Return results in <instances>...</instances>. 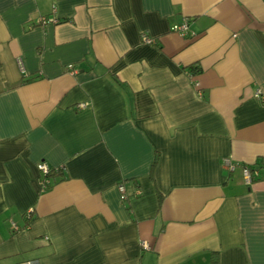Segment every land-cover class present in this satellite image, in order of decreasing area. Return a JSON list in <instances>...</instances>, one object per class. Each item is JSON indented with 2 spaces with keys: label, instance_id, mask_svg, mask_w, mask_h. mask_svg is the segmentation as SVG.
Masks as SVG:
<instances>
[{
  "label": "crops",
  "instance_id": "1",
  "mask_svg": "<svg viewBox=\"0 0 264 264\" xmlns=\"http://www.w3.org/2000/svg\"><path fill=\"white\" fill-rule=\"evenodd\" d=\"M258 90L264 0H0V264H264Z\"/></svg>",
  "mask_w": 264,
  "mask_h": 264
},
{
  "label": "built area",
  "instance_id": "2",
  "mask_svg": "<svg viewBox=\"0 0 264 264\" xmlns=\"http://www.w3.org/2000/svg\"><path fill=\"white\" fill-rule=\"evenodd\" d=\"M54 20V21H58V18L57 17H48V16H44L42 17L41 21L43 23L49 21V20ZM172 29L175 30V31H178V32H181V33H186L189 29V23H188V20H183L182 22H179V23H175L173 26H172ZM145 40H147L148 42H153L154 40L150 37H146L145 36ZM17 62L18 64L20 65V67L22 68L23 67V59L21 57H18L17 58ZM70 72L72 73H76L77 72V68H75L74 66H71L70 67ZM257 95L261 98L264 99V95H261V90H258L257 92ZM223 165L225 167V169L227 171H234L236 168L240 167L242 172H243V175H244V178H245V181L248 183V184H251L258 176H259V170L252 166L251 164H247V163H244V162H239V161H235L233 160L232 158L230 157H225L223 158ZM39 170L41 171V174H42V178H41V184L43 185V187H48L49 184L51 183L50 182V179H49V176L52 172V167L47 164V162L45 161H40L38 162L37 164ZM119 189L121 191V196L123 198H126L127 197V193H126V189H125V186L124 184H119ZM32 213V209L29 210V212L27 213L28 216H30ZM13 227L15 229H19V225L16 224L15 222L12 223ZM143 245L145 247H148V242L146 241H143ZM16 264H41V261L39 258H30V259H25V260H22Z\"/></svg>",
  "mask_w": 264,
  "mask_h": 264
},
{
  "label": "trees",
  "instance_id": "3",
  "mask_svg": "<svg viewBox=\"0 0 264 264\" xmlns=\"http://www.w3.org/2000/svg\"><path fill=\"white\" fill-rule=\"evenodd\" d=\"M192 70L194 71V72H196V71H198V67H196V66H194V67H192ZM53 170V169H52ZM258 178V177H257Z\"/></svg>",
  "mask_w": 264,
  "mask_h": 264
}]
</instances>
